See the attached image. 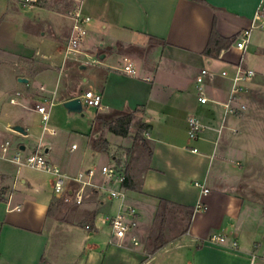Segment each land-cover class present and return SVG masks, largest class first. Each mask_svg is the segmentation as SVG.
<instances>
[{"label":"crops","instance_id":"obj_1","mask_svg":"<svg viewBox=\"0 0 264 264\" xmlns=\"http://www.w3.org/2000/svg\"><path fill=\"white\" fill-rule=\"evenodd\" d=\"M259 7L264 8V0H85L83 11L91 20L78 53L97 66L86 91L100 92L102 107L85 134L79 163L67 161L61 167L71 176L89 168V150L106 142L108 151L110 132L129 141L120 145L122 157L115 158L128 172L130 186L98 174L94 182L99 188L90 187L82 204L59 205L64 199L54 193L49 172L46 183L22 177L18 189L13 174L22 165L0 158L18 165L14 172L0 169V264H179L178 254L192 264H250L252 254L264 259V229L253 225L249 214L256 208L245 210L247 194L237 182L255 171L252 166L261 164L264 153V27L253 30L244 52L236 45ZM71 9L70 0H0V111L7 97H16V104H34L37 112V104L53 105L45 93L54 98L57 88H35L31 82L51 80L72 59L66 49L73 30ZM214 30L232 39L216 56L205 54ZM100 37L104 42L97 48ZM128 61L137 69L134 76L123 71ZM240 64L256 74L233 102L236 108L245 105V112H228L225 103ZM204 68L210 72L204 83L209 100L202 103L197 77ZM77 96L69 93L64 100ZM128 114L127 136L109 129L107 122ZM191 115L204 124L195 139L189 135ZM13 124L26 129V134L18 132L20 137H30L21 118L0 116V153ZM40 139L32 150L44 147ZM46 145L52 160L51 144ZM109 188L123 191L124 200L110 198ZM199 202L202 209H197ZM122 203L137 211V245L130 235L117 246L111 236L100 234L108 224L105 217L116 215ZM165 213L176 225L163 223L165 244L157 248V219L161 214L164 221ZM181 214L190 216L184 227ZM212 234L224 235L225 243L208 242Z\"/></svg>","mask_w":264,"mask_h":264},{"label":"rangeland","instance_id":"obj_2","mask_svg":"<svg viewBox=\"0 0 264 264\" xmlns=\"http://www.w3.org/2000/svg\"><path fill=\"white\" fill-rule=\"evenodd\" d=\"M104 42L102 37L97 39L96 47L100 48V44ZM72 59H69L70 62L64 65L62 72L59 70L53 73L52 79L48 81L36 80L32 81L31 85L35 88H40L43 84L47 89L57 88L56 94L53 97L52 93H45L49 99H53V105H49L47 103V107L49 110V119L47 122L42 120V115H40L36 109L34 104L26 103L27 105L21 104H11L10 97L4 101V105L1 107L0 116L2 119H12V117H19L23 120L24 125L29 127L30 137L22 138L19 136V133L15 130L11 129L2 139L3 142L9 140L13 143L15 148H19L21 144H25L27 146L24 154L29 153L34 146H36L40 138L43 137L42 142L44 147H46V143L51 144V152L50 156L53 157L52 160H49L53 164H57L61 167V164H65L67 161H71L73 164H78L81 153L85 150L86 144V133H89L91 130L92 121L96 115L97 108L84 106V115L79 112H69L68 109L64 105V97L66 94L75 93L78 96L82 97L85 93L87 86L92 83V78L95 74L97 66L93 63V61L84 54L75 53L71 55ZM87 65V68H81L82 66ZM12 96H16L14 92ZM246 110V109H245ZM245 110H243L245 112ZM15 125V124H13ZM45 126L49 127L50 130L55 132L54 135H50L49 133H45ZM48 132V131H47ZM108 139L110 141V149L108 151L104 150H89V156L86 160L87 167H97L101 168L103 165H109L111 167H115L118 164V160L115 156L122 157L119 154L120 145H126L128 140L123 137H119L112 133H108ZM98 142L103 143V138H95ZM73 144L79 146V148L75 151H71V147ZM44 147H42L39 151L41 153L45 152ZM94 151L96 153L95 156L90 155V153ZM46 154V153H45ZM262 162L258 166H252L255 171L252 173H247L245 180H238L239 184L244 187V193L247 194L245 198V210L248 208L255 207L256 209L253 212H248L253 220V225L257 228L263 230L264 229V153L262 152ZM48 158V154H46ZM78 160V161H77ZM57 162V163H56ZM18 168L17 164L10 163L9 161L0 159V169H7L8 171H16ZM238 169L239 167L236 165L235 167ZM100 174V171L97 175ZM13 179L17 176L18 181L16 182V187L21 189V178L22 177H35L41 182H48L51 178V175L40 168L32 167L29 165H22L20 167L19 172H14ZM12 183V181H11ZM65 203V201H61L60 204ZM75 205L73 203H67ZM249 210V209H248ZM250 211V210H249ZM106 214L103 210L100 212ZM100 215V214H99ZM169 215L166 220L162 221L163 217L161 214L158 215L157 223L161 226V223L165 222L169 224L168 226H175L176 223L169 221ZM179 215V214H178ZM182 215V214H181ZM180 216V215H179ZM189 215H182L183 227L187 225L189 221ZM171 219V218H170ZM178 220V218H176ZM173 221V220H172ZM176 222V221H175ZM101 225H103L101 223ZM173 228V227H172ZM174 232H179V229L175 227ZM101 236L103 239L110 238L111 236V226L110 224H105L101 230ZM82 254V253H81ZM180 262L179 264H192L191 258L182 256L178 254Z\"/></svg>","mask_w":264,"mask_h":264},{"label":"built area","instance_id":"obj_3","mask_svg":"<svg viewBox=\"0 0 264 264\" xmlns=\"http://www.w3.org/2000/svg\"><path fill=\"white\" fill-rule=\"evenodd\" d=\"M36 0H25V3H33ZM72 3V9L70 16L73 20V30L69 37L67 44L68 54H75L79 52V48L82 44V40L87 33V24L91 20V16L86 14L83 11V5L85 0H70ZM264 27V8L259 7L252 24L250 27L245 28L241 31L240 37L238 38L236 45L243 52L247 49L248 44L251 40L253 30L256 28ZM123 71L126 74L136 75L137 69L135 68L133 62L128 61ZM209 70L204 68L201 70L200 74L197 77L198 82V99L200 102L205 103L209 100L206 90L204 87L205 78L209 75ZM224 76L228 75L227 71H223ZM255 70L251 68H246L241 64L237 66L235 73L232 76V85L230 89L229 100L225 103L226 109L228 112H235L237 110H245V105H241L236 108L233 106L238 97L245 93L248 89L247 82L255 76ZM44 87L42 86L41 89ZM20 94V92H18ZM83 105L90 106L94 108L102 107V94L96 92L95 90L89 89L81 97ZM11 102L16 104L18 100L16 97L11 98ZM36 108L39 113L42 115V120L47 122L49 119V110L47 104H37ZM189 135L192 139L198 137L199 133L204 128V124L194 115L189 117ZM45 129L51 131L49 127L45 126ZM76 144L72 145V148L75 149ZM41 147L31 150L26 155L24 154L23 149L16 148L13 150V144L11 141L7 140L1 144V153L0 158L10 159L11 161L17 163L18 165H29L32 167L43 169L49 172L52 176V183L54 193L62 195L63 199L67 203H73L80 205L84 202L86 193L90 187L99 188L95 185L94 178L97 173L100 171L107 180L111 182H118L120 185L124 186V181L126 178L125 172L119 166L111 167L109 165H103L100 169L97 167H89L87 169L79 171L76 175L71 176L64 173L59 166L51 163L45 152L41 153L39 150ZM13 153L11 154V151ZM197 185H200L199 182H196ZM110 198H119L124 200V192L117 190L115 188L107 189ZM205 193L209 192L208 188H204ZM203 204L199 202L197 209H202ZM19 209L20 206H17ZM105 221L108 222L111 226V243L117 246H123L125 244L126 238L130 235L132 241L135 245L139 243L138 238L133 234L135 228L137 227V211L131 205H126L122 203L121 210L112 216H106ZM226 241V237L221 234H212L208 238V242L212 244H223ZM239 243L237 240L233 242V247H238ZM250 264H264V259L258 257L256 254L251 255Z\"/></svg>","mask_w":264,"mask_h":264},{"label":"trees","instance_id":"obj_4","mask_svg":"<svg viewBox=\"0 0 264 264\" xmlns=\"http://www.w3.org/2000/svg\"><path fill=\"white\" fill-rule=\"evenodd\" d=\"M231 42H232V39L223 38V37L219 36L216 33V31L214 30L212 37H211V40H210V43H209V46L205 50V54L216 56V55H218V51H220L222 46H224L225 44H229ZM131 122H132V114H128V115L122 116V117H120L114 121H109L107 123L109 125V129L111 131H113L114 133L119 134V135H123V136H127L129 134ZM139 136L140 135L138 134L137 137H139ZM103 144L104 145H102V146L98 145L96 147L99 149H103V150L107 149L106 142ZM125 175H126V178L124 181V186L129 187L130 186V176H129L127 171L125 172ZM61 201L62 200L60 199L58 201V204ZM159 239H160L159 240L160 244L157 245V248H160L165 244V241L163 238V223H161V226H160Z\"/></svg>","mask_w":264,"mask_h":264},{"label":"water","instance_id":"obj_5","mask_svg":"<svg viewBox=\"0 0 264 264\" xmlns=\"http://www.w3.org/2000/svg\"><path fill=\"white\" fill-rule=\"evenodd\" d=\"M101 57L104 58L105 55H102ZM19 80L22 81V82H27L28 81L27 78H22V77L19 78ZM64 105L68 109L69 112H79V113L84 114L83 113L84 105H83L81 97H75V98L66 100L64 102ZM11 128L13 130H15L17 132H20V133H23V134L27 133L26 129L21 124H15V125L11 126ZM21 149L24 150L25 146H22Z\"/></svg>","mask_w":264,"mask_h":264}]
</instances>
